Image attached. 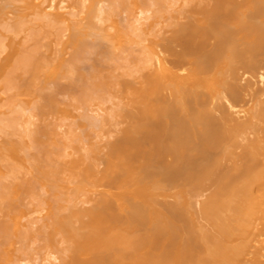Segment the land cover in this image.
I'll list each match as a JSON object with an SVG mask.
<instances>
[{
	"label": "bare ground",
	"instance_id": "6f19581e",
	"mask_svg": "<svg viewBox=\"0 0 264 264\" xmlns=\"http://www.w3.org/2000/svg\"><path fill=\"white\" fill-rule=\"evenodd\" d=\"M0 264H264V0H0Z\"/></svg>",
	"mask_w": 264,
	"mask_h": 264
}]
</instances>
